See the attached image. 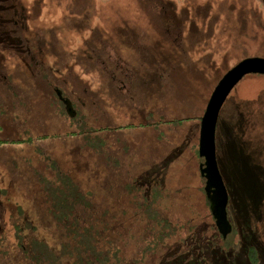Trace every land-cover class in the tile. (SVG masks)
I'll list each match as a JSON object with an SVG mask.
<instances>
[{
    "label": "rangeland",
    "instance_id": "obj_1",
    "mask_svg": "<svg viewBox=\"0 0 264 264\" xmlns=\"http://www.w3.org/2000/svg\"><path fill=\"white\" fill-rule=\"evenodd\" d=\"M255 58L264 0H0V264H264V74L219 116L228 233L201 168Z\"/></svg>",
    "mask_w": 264,
    "mask_h": 264
},
{
    "label": "water",
    "instance_id": "obj_2",
    "mask_svg": "<svg viewBox=\"0 0 264 264\" xmlns=\"http://www.w3.org/2000/svg\"><path fill=\"white\" fill-rule=\"evenodd\" d=\"M252 73H264V59H247L237 64L223 78L221 83L215 89L212 99L209 103L207 113L202 119L203 140L201 143V156L205 158L207 165L206 169H203V174H209L206 192H210V188H208L210 184L211 186L217 188L216 191H213V194H222L221 203L224 206L228 204L229 198L217 160L216 133L219 116L222 107L224 106L232 91L246 76ZM208 195H210V193ZM218 204L217 200H214L211 206L213 208V205ZM216 217L219 216L216 214ZM221 222H226V218H224V216L220 217V220L217 221V225L220 226ZM222 230L224 233H226L225 229L222 228Z\"/></svg>",
    "mask_w": 264,
    "mask_h": 264
},
{
    "label": "flooded vegetation",
    "instance_id": "obj_3",
    "mask_svg": "<svg viewBox=\"0 0 264 264\" xmlns=\"http://www.w3.org/2000/svg\"><path fill=\"white\" fill-rule=\"evenodd\" d=\"M206 162L204 163H201V168L202 169H206ZM204 178L206 179V181H208V178H209V174H204L203 175ZM208 188H210V192H207V196H208V199L209 201L211 202V204L214 202V200H217V204L218 205H213V208H212V213L214 214V218L216 221L220 220V217L221 216H224V218H226V222L225 223H222L220 224L219 228L220 230L225 229L226 233H228L229 231H231V226L228 222V219H227V213H226V210H227V205L224 206L222 203H221V200H222V194H217V195H214L213 194V191H216L217 188L211 186V184L208 186ZM206 190V189H205ZM210 193V195H208ZM216 214L219 216V217H216ZM223 231V230H222ZM228 231V232H227ZM224 232V231H223Z\"/></svg>",
    "mask_w": 264,
    "mask_h": 264
},
{
    "label": "trees",
    "instance_id": "obj_4",
    "mask_svg": "<svg viewBox=\"0 0 264 264\" xmlns=\"http://www.w3.org/2000/svg\"><path fill=\"white\" fill-rule=\"evenodd\" d=\"M252 74H256V75H259V74H264V73H252ZM53 191H55V189H52ZM204 192H205V194H206V196H207V192H206V190L204 189ZM1 193H2V190H0V195H1ZM69 194L71 195V194H73V191H72V188H70V192H69ZM209 205H210V208H211V211H212V206H211V202H209ZM65 207V206H64ZM99 222H97V224H98ZM74 225V224H73ZM27 226L28 227H32V228H35L31 223H28L27 224ZM73 228H74V226H73ZM73 230V229H72ZM15 231H17V230H15ZM84 236H82V238H83ZM91 238H93V234L91 235V231L90 230H88L87 231V234H85V239L89 242V243H91V241H90V239ZM2 240V239H1ZM0 240V244L2 243V241ZM82 242V241H81ZM100 242V241H99ZM33 243V242H32ZM83 246V244H79V246L78 247H82ZM88 246V245H87ZM88 247H90V246H88ZM119 249L117 248V247H113V248H111L110 249V251L111 252H116V251H118ZM251 251V254L253 255V254H255L256 253V249H255V247H252L251 249H250ZM44 253H46L45 252V250H43L42 252H41V254L40 255H43ZM51 253V252H50ZM103 254V252L99 249V250H97V254H98V256L100 257V254ZM53 254V253H52ZM54 255V259H56V261L57 262H59L60 261V257H58V256H56L55 254H53ZM105 256V255H104ZM107 259V257L106 258H101L100 259V262H101V264H103V262H104V260H106ZM255 262L257 261V259H255L254 260Z\"/></svg>",
    "mask_w": 264,
    "mask_h": 264
}]
</instances>
